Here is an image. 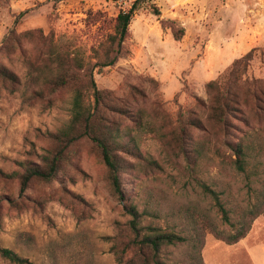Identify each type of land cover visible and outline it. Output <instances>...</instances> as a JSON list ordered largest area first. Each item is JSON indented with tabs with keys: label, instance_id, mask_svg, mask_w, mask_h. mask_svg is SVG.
Wrapping results in <instances>:
<instances>
[{
	"label": "rangeland",
	"instance_id": "374dc122",
	"mask_svg": "<svg viewBox=\"0 0 264 264\" xmlns=\"http://www.w3.org/2000/svg\"><path fill=\"white\" fill-rule=\"evenodd\" d=\"M136 1L0 0V65L18 78L14 83L0 79V246L31 264H119L114 245L131 219L125 206L134 205L143 216L141 226L187 238L164 247L162 261L251 264L246 250L264 248V215L232 249L202 225L208 220L224 236L236 234L247 214L264 205V0L138 3L133 20L144 14L151 32L157 27L154 7L164 8L162 14L174 16L179 25L185 22L180 67L186 69L192 57L224 60L212 66L205 84L195 79L192 85L185 72L179 77L181 89L169 95L162 81L133 61L139 51L133 50L131 33L130 54L103 73L95 72L97 87L112 91L116 104L125 108L108 112L129 145L122 153V197L112 190L106 165L86 139L75 145V154L51 182L34 178L23 188L15 174L24 170L20 163H41L53 145L52 134L71 119L73 88L50 93L46 86L49 72L43 68L52 65L51 47L61 56L95 62L92 49L114 32L117 16ZM37 30L53 37L51 47L25 35ZM236 59L241 62L231 74L228 64ZM212 80L223 86L232 80L242 94L248 91L242 109L229 116L226 132L209 118L207 84ZM131 86L142 94L133 93ZM181 119L197 120L185 151L170 134ZM239 141L246 149V173L236 169L229 145ZM198 180L220 194L236 228L222 220ZM0 264L12 263L0 256Z\"/></svg>",
	"mask_w": 264,
	"mask_h": 264
},
{
	"label": "trees",
	"instance_id": "16d2710c",
	"mask_svg": "<svg viewBox=\"0 0 264 264\" xmlns=\"http://www.w3.org/2000/svg\"><path fill=\"white\" fill-rule=\"evenodd\" d=\"M140 1L149 0H137L129 11L121 12L117 16L114 32L97 48L92 49L91 58L95 61L93 63L86 62L77 56L57 54L51 47L53 37L44 35L41 30L29 31L25 34L51 47L50 56L53 58L50 62L52 65H45L43 68L44 71L49 72V77L45 82L50 93H55L65 87H72L73 95L71 119L63 128L52 134L53 145L42 155L41 163L19 164L24 170L15 174L18 175L23 188H26L34 178L43 182L54 180L75 154L73 150L75 145L86 139L94 146L106 165L107 178L112 190L116 195L122 197L121 176L125 169V159L122 153L129 150V145L122 141L123 137L120 134L119 126L111 120L108 112L113 110L122 112L125 108L116 104L111 97L112 91L101 90L97 87L94 74L95 72L103 73L105 68L114 66L121 58L130 54V50L126 46L131 38L130 26L135 12L139 10L138 3ZM153 10L161 26L164 29H170L174 39L181 41L185 36V28L173 19L162 18L158 7H154ZM249 55L250 53L246 57ZM240 62V59H236L232 63L231 74H234L233 71ZM0 79L13 83L18 80L13 72L1 65ZM36 81H40V76L36 78ZM231 82L232 80H229L223 86L219 81L212 80L207 84L211 94L209 118L218 129H223L224 132L227 131L229 116L242 109L240 102L246 103L248 94V91L242 94L238 88L239 85ZM131 91L142 94L141 90L135 86H131ZM196 121L194 120L192 124L189 119H181L178 127L171 130L170 134L175 138V145L180 147V150L185 151L186 138L190 135L189 129L196 125ZM229 145L236 156L234 160L236 169L246 173L247 160L244 144L239 141ZM195 151L199 154L197 149ZM153 164L150 163V165ZM197 183L203 192L213 199L222 220L229 227L236 228L228 209L220 199V194L201 180H198ZM125 210L131 219L123 230L120 242L114 245L115 256L119 264H168L160 259L162 249L188 241L186 237L184 238L173 231L141 226L143 216L134 205L125 206ZM247 215V222L241 221L242 228L236 234L224 236L208 220L202 225V229L210 231L218 240L227 245H235L247 236L256 218L264 215V205ZM0 256L12 264H31L27 258L21 257L12 249L1 246Z\"/></svg>",
	"mask_w": 264,
	"mask_h": 264
},
{
	"label": "crops",
	"instance_id": "0c3cea01",
	"mask_svg": "<svg viewBox=\"0 0 264 264\" xmlns=\"http://www.w3.org/2000/svg\"><path fill=\"white\" fill-rule=\"evenodd\" d=\"M160 11L161 13L162 11L165 12V9L162 8ZM166 11L174 13L173 9H167ZM162 18L176 19L175 21H179L174 16L165 14H162ZM145 24L150 27L145 15L137 13L136 20L134 19L130 26V31L133 35L132 42L136 41L133 50L139 51L134 56L133 61L139 63V65L141 64L143 71L162 81L169 95H175L177 90L181 89L179 77L185 72H187V77L192 85H195V79L205 84V79L212 75V66L221 65L224 60L222 56L219 58V62H209L207 58H199L196 60L195 57H192L187 61L188 67L186 69L185 67H180V64L182 65L183 60H185V41L183 39L176 41L171 30L164 29L158 19L154 32H151ZM181 25L185 28V22H182ZM139 41L143 44L141 48L139 47ZM230 64L232 62L228 66ZM243 241L244 239L240 242L243 243ZM234 247L235 245L230 246V249ZM246 251L251 264H264V253L260 252H264V248L259 251L258 249L248 248Z\"/></svg>",
	"mask_w": 264,
	"mask_h": 264
}]
</instances>
